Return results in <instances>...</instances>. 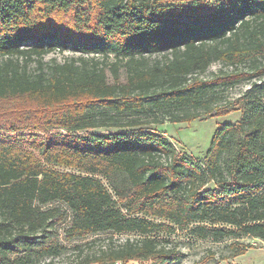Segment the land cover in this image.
I'll list each match as a JSON object with an SVG mask.
<instances>
[{"label":"trees","instance_id":"trees-1","mask_svg":"<svg viewBox=\"0 0 264 264\" xmlns=\"http://www.w3.org/2000/svg\"><path fill=\"white\" fill-rule=\"evenodd\" d=\"M2 102L30 113L0 119V264L61 254L69 211L67 239L139 236L80 264H178L180 230L264 241V0H0ZM231 112L202 158L156 128Z\"/></svg>","mask_w":264,"mask_h":264},{"label":"rangeland","instance_id":"rangeland-1","mask_svg":"<svg viewBox=\"0 0 264 264\" xmlns=\"http://www.w3.org/2000/svg\"><path fill=\"white\" fill-rule=\"evenodd\" d=\"M191 0H166V2H189ZM93 56L94 53L76 52L71 48L62 49L57 47L45 56V61L50 62L57 59L63 62L71 56ZM31 69L36 67V63L30 65ZM221 63L213 64L207 74L218 71L222 68ZM111 81L113 77L108 70ZM127 77L124 68L121 69L120 79L125 82ZM258 79H253L257 81ZM250 82H243L231 88L228 92L230 99L238 98L249 87ZM29 106V105H27ZM29 109H22L17 104L0 103V119L8 117L18 118L28 115ZM240 117V112H231L222 117L207 119H197L192 122L172 123L166 121L156 128L176 145L177 149L187 155L202 158L210 148L212 138L216 130L224 123L234 122ZM126 200H119L118 207H123ZM50 206H60L63 210L69 211L68 207L61 202L52 203ZM71 223V213L56 227L55 238L65 248L61 254L56 256H41L36 264H80L83 259L94 252H99L106 245L114 241L115 244L124 242L127 238L135 239L139 237L134 233H114L111 231L98 232L89 235H81L74 239L66 238V229ZM160 240L166 242L170 248H175L183 253L178 264H264V241L259 239L244 237L240 243L251 245L244 254L236 255L231 246L234 240H214L212 238L202 239L193 236L188 230L177 231L173 235H160Z\"/></svg>","mask_w":264,"mask_h":264}]
</instances>
